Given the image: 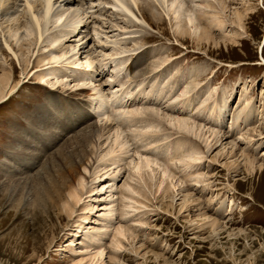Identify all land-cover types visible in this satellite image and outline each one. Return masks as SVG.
Listing matches in <instances>:
<instances>
[{
    "label": "rangeland",
    "instance_id": "374dc122",
    "mask_svg": "<svg viewBox=\"0 0 264 264\" xmlns=\"http://www.w3.org/2000/svg\"><path fill=\"white\" fill-rule=\"evenodd\" d=\"M61 1L53 18L63 21L48 24L43 43L35 35L11 43L16 56L3 44L0 65L19 86L0 103V264H264V178L247 180L242 156L264 169V112L257 110L264 107V0H127L137 19L143 13L153 25L111 0H72L74 7ZM15 8L0 19L6 37L11 19H28L23 2ZM235 11L245 28L233 22ZM205 32L215 40L204 44ZM70 45L92 68L67 66L71 54L49 64ZM112 97L124 106L96 109ZM129 110L138 112L135 121ZM176 117L195 123L196 135L179 131ZM75 146L91 160L82 169L86 189L74 214L62 222L52 213L53 224L33 205L35 176ZM192 151L198 160L187 159ZM140 157L152 161L154 174L134 173ZM183 195L195 201L180 213ZM204 212L226 228L213 232ZM117 227L135 238L122 250L112 245Z\"/></svg>",
    "mask_w": 264,
    "mask_h": 264
},
{
    "label": "bare ground",
    "instance_id": "6f19581e",
    "mask_svg": "<svg viewBox=\"0 0 264 264\" xmlns=\"http://www.w3.org/2000/svg\"><path fill=\"white\" fill-rule=\"evenodd\" d=\"M20 2H23L25 4V7H26V14H27V22L25 24H21V20L20 19H17V18H14V19H11L12 20V24L10 23V25H8V32H7V36L6 37V34L4 33V28H3V23L1 24L0 23V39L3 41V43H0V63H4L3 61V58H6V52L4 50V47H6L11 53H13L15 56H16V52H15V49L14 47H12L11 43H14L16 45H19L20 42L26 40V39H29L31 38L32 36H36V43H43V38H44V35L46 34L47 32V26L50 22H52V20H54L55 24H61L62 21H63V15H57L54 17V12L57 10H55V6L58 7V4L60 3L59 1L61 0H40V5H38L35 1H31V0H0V19L1 18H6L8 16L10 17H13V15L15 14V10H17L15 7L18 6V3ZM64 1V0H63ZM78 1V0H77ZM107 1V0H106ZM131 2H134L135 0H130ZM130 1H128L129 3H131ZM14 2V3H13ZM34 2V3H33ZM62 2V1H61ZM74 1H68V4L67 6H73L74 7V4H73ZM110 2V1H109ZM108 2V3H109ZM111 4H112V7L114 9H117L119 10L120 12H124V13H127V14H130L132 15L134 18L137 19V16L134 14V12L131 10L130 5L129 6V3L127 2V0H111ZM14 7H13V4ZM83 3V1H82ZM90 3V2H89ZM98 3V1H97ZM107 3V4H108ZM81 3H78L77 5H79ZM85 4V3H84ZM104 4H106L104 2ZM135 4V3H134ZM36 5H38L39 7H37ZM63 6L64 3L62 4ZM61 5V7H62ZM89 5V4H88ZM91 5V4H90ZM137 5V4H135ZM86 6V4H85ZM105 6V5H104ZM110 7V6H109ZM63 8V7H62ZM61 8V9H62ZM84 8V7H83ZM71 9V8H70ZM94 8H92L93 10ZM23 10V9H22ZM55 10V11H54ZM77 10V9H76ZM78 11V10H77ZM90 13V10L88 11ZM61 13V12H60ZM79 13V12H78ZM80 15V14H79ZM78 15V17H79ZM86 15L85 13L83 14V16ZM234 20L233 22L238 26V27H241V28H245L246 26V23L244 21V15L243 13L239 12V11H235L234 12ZM68 17V16H67ZM214 17V16H213ZM73 18H75L73 16ZM85 18V17H84ZM87 18V17H86ZM216 18V17H215ZM68 19V18H67ZM135 19V20H136ZM217 19V18H216ZM214 20L213 23H215V21H219V20ZM220 19V17L218 18ZM70 20V19H69ZM138 21L140 19H137ZM74 21V20H73ZM78 21V20H77ZM136 21V22H138ZM142 21L143 23H149L150 25H153L152 22H150V20L146 17L145 14L142 13V19L140 20ZM221 21V20H220ZM219 21V22H220ZM69 22V21H68ZM72 22V21H71ZM217 22V23H219ZM6 23V22H5ZM74 23V22H73ZM189 23L192 24L193 23V18L189 19ZM222 23V21H221ZM142 24V23H141ZM69 25V24H68ZM74 27V25H72ZM77 26V25H76ZM82 26V25H81ZM67 28V24L64 23V29ZM69 30L72 29L71 27H68ZM75 29L71 30V31H74L76 30V27H74ZM224 28V26H223ZM222 28V30H223ZM24 29V32L21 33L20 30ZM67 30V29H66ZM67 31V33H70L71 31ZM64 32V31H63ZM195 32H196V28H195ZM72 33V32H71ZM83 33V31L81 32ZM194 33V32H193ZM66 34V33H65ZM74 34H75V31H74ZM79 34V33H78ZM84 34V33H83ZM73 35V34H72ZM85 35V34H84ZM210 35V34H209ZM206 32L203 36V40L206 42H204V44H209L211 41L215 40L211 37V35L209 36ZM67 36V34H66ZM71 36V35H69ZM68 36V37H69ZM87 36V35H86ZM232 36V35H231ZM235 36V35H234ZM224 37V36H223ZM50 38V37H49ZM81 38V37H80ZM201 39V38H200ZM79 40V39H78ZM231 40H234V39H231ZM56 43V40L54 38H51L50 41H49V44L50 45H53ZM3 44H4V47H3ZM72 44V43H71ZM86 44V43H85ZM215 45V44H214ZM219 45V44H218ZM79 47V46H74V45H70L69 47H67L65 50L61 51L60 54H52L51 55V59L48 60L49 61V64H59L61 63L63 60H65L67 58L68 55L71 54L70 57H73L72 60L70 62H68L66 65L69 66L71 65V67H73L74 69H79V68H82V69H85L87 70L89 66H91V63H90V59L88 60V57H87V62L84 63V61L81 60V58H76L78 55H80L82 57V55L80 54L81 51H76V48ZM83 47V46H82ZM227 48V47H226ZM7 50V51H8ZM228 50V49H227ZM76 51V52H75ZM76 55V57H74ZM84 56V55H83ZM92 58V57H91ZM84 59V58H83ZM86 61V60H85ZM89 68H92V67H89ZM0 69H2V74L0 75V103L5 99V98H9L11 97L18 89V86H19V83H14V80H12L11 78V72H7L6 69L4 68L3 65H0ZM81 69V70H82ZM58 70V69H57ZM56 69L55 70H52L50 71L46 76H42L41 77V81H44L45 77H52L54 75H56V73L58 72ZM121 71V69H119ZM93 71V70H92ZM96 73H98L99 71L98 70H95ZM94 71V72H95ZM61 72V71H60ZM75 72V71H74ZM83 72V70H82ZM86 72V71H84ZM89 72V71H88ZM81 73V72H80ZM95 75V73H94ZM86 76V75H85ZM84 76V77H85ZM97 76V75H96ZM95 76V77H96ZM87 77V76H86ZM94 78V76H93ZM89 80V79H88ZM86 81V80H85ZM84 81V82H85ZM83 82V83H84ZM136 87V86H135ZM140 87V86H139ZM95 88V87H93ZM139 89V88H138ZM100 90V89H99ZM117 91V90H116ZM115 92V91H114ZM113 92V96H116L118 94H115ZM93 93V92H92ZM118 93V91L116 92ZM146 93V92H145ZM124 94H127V93H124ZM132 94V93H130ZM121 95V94H120ZM127 95H123L124 96V100H127ZM101 96V95H100ZM103 96V95H102ZM131 96V95H129ZM128 96V97H129ZM227 96V95H226ZM90 99H91V95L88 96ZM96 97V96H95ZM117 97L120 98V96L118 95ZM94 98V96H93ZM104 98V97H103ZM114 97L110 98L108 101H109V105L107 106V102H104V103H101L99 101H97V103L99 102L100 106L96 109H98V111H103L106 109V107H109L111 108L110 105H119V104H116V103H119V99L116 100ZM121 100H123V97L121 95ZM129 98H132V97H129ZM230 98V96H229ZM95 99V98H94ZM93 99V100H94ZM100 99V98H99ZM98 99V100H99ZM102 99V98H101ZM97 100V99H96ZM96 100H94L96 102ZM103 100V99H102ZM101 100V101H102ZM123 100L124 103H126L125 101ZM104 101V100H103ZM102 101V102H103ZM228 101V99H227ZM129 102V101H128ZM226 101H224V105L226 104L225 103ZM120 103H122V101H120ZM124 103L123 106H124ZM70 104L72 103H69V101L67 102V104L65 105L66 108H69ZM96 104V103H95ZM98 104V105H99ZM120 104V105H122ZM126 105V104H125ZM205 106V105H204ZM217 106V105H216ZM220 106V105H219ZM96 107V106H94ZM104 107V108H103ZM127 107V105H126ZM129 107V106H128ZM224 107V106H223ZM91 108V107H90ZM108 108V109H109ZM71 109V108H70ZM76 109V108H75ZM94 109V108H92ZM90 109V110H92ZM95 109V110H96ZM64 110V109H63ZM72 110V109H71ZM77 110V109H76ZM75 110V114L74 116L77 117L78 119L82 120L81 117L83 116L80 114L81 111H76ZM84 110V108L82 109V111ZM135 110V109H134ZM257 110L260 112H264V107L261 106L259 108H257ZM65 111H69V110H65ZM74 112V110H72ZM136 111V110H135ZM84 112V111H83ZM46 113V112H45ZM48 113V112H47ZM64 113V112H63ZM101 113V112H100ZM105 113V112H104ZM123 113V112H121ZM143 113V112H142ZM103 114V113H102ZM125 114H129L128 117L132 118L133 117H137L136 114H138V112H134V111H125ZM71 115V114H70ZM118 113H117V117H118ZM212 115H214L215 117H213V119H220L217 115H220V114H215V113H212ZM72 116V115H71ZM73 116V117H74ZM115 116V115H114ZM211 116V115H210ZM49 117V115H48ZM47 117V118H48ZM70 117V116H69ZM74 117V119H75ZM85 117V116H84ZM121 117V116H120ZM142 117V116H141ZM254 115L251 114L249 115V118L252 119V120H257V118H253ZM110 118V117H108ZM113 118V117H111ZM119 118V117H118ZM124 118V117H122ZM121 118V119H122ZM38 119V117H37ZM36 119V120H37ZM126 119V116L124 118V121ZM137 119V118H136ZM40 120V118H39ZM48 120V119H47ZM47 120H44L43 119V122H46ZM112 120V119H111ZM133 120L135 121V119L133 118ZM75 121V120H74ZM77 121V120H76ZM126 121H132V119L130 120H127ZM141 121V120H140ZM174 121H175V124H177L178 126V129L179 131H186V132H189V133H193L195 130H197L194 126L195 123H189L188 120H185L183 119V117H176L174 118ZM238 121H240V118L238 117ZM41 122V120H40ZM67 123V122H66ZM237 122H232V126H234ZM260 124V123H259ZM67 125V124H66ZM153 126V125H152ZM109 127V126H107ZM111 127V126H110ZM94 128V127H93ZM195 129V130H194ZM231 129V127L229 128V130ZM96 131H93L91 133V136L93 135L94 136V133ZM196 132V131H195ZM198 132V131H197ZM201 132V131H200ZM255 133V132H254ZM195 134V133H193ZM196 135V134H195ZM261 135V134H259ZM215 136V135H214ZM42 137V136H41ZM86 137V136H85ZM88 137V136H87ZM86 137V139H87ZM90 137V136H89ZM83 139V138H82ZM249 139V138H248ZM88 140V139H87ZM86 140V142H87ZM93 142H95L93 139H92ZM41 143V141H39ZM92 142V143H93ZM253 143V140L250 138V140L248 141V145L252 144ZM254 144V143H253ZM256 145V144H255ZM259 145V144H257ZM76 147V146H75ZM88 147V146H87ZM94 147V146H93ZM18 147H15L13 149H17ZM18 150V149H17ZM43 150V149H42ZM66 152V151H65ZM87 151H84L82 147H76L75 149L69 151L67 154L65 155H61V154H56L55 155V158H54V161H50V159L45 163V165L43 166V168L41 169V171L39 172V174H37L35 176V178L37 179V181H39V184L36 185V189L34 191L33 194V205L35 208H39L40 209V213H41V217L45 218V219H48L49 221H51L53 224H54V219L52 217V213H56L57 219H62L64 218L63 215L66 214L68 217H70L72 214H74V212L76 211V208L77 206L80 204L81 200H82V195H83V191L86 189V183H85V176H84V170H86V166H85V162L90 160L88 159V153H86ZM92 154V153H91ZM199 154H197V152H190L188 154V157L187 159L188 160H198L197 157H198ZM244 157V166H245V171L248 175V179L247 180H250V181H253V180H260V179H263L264 178V169H263V166L260 165L258 166L257 165V162L255 159H252L250 157V154L248 153H245L244 155H242ZM90 157V156H89ZM94 157V156H93ZM80 160H79V159ZM91 161V160H90ZM89 161V162H90ZM55 162V163H54ZM34 164V163H33ZM32 164V165H33ZM58 165V166H57ZM152 161L149 160L148 158H143V157H140L139 161L134 164V173H136L138 176L140 177H143V175L145 176L146 174H149L148 172L151 170V173L152 172ZM196 165V164H195ZM191 168V166H190ZM83 171V172H82ZM154 174V173H153ZM150 175V174H149ZM165 176H167V174H164L163 177L165 178ZM146 177V176H145ZM145 179V178H144ZM199 179V178H198ZM198 179L195 181L196 183H200L198 181ZM143 180V179H141ZM164 179H162L160 185L158 186V190L162 188V186H164ZM151 186V185H150ZM169 187V186H168ZM164 188V187H163ZM166 188V187H165ZM164 188V189H165ZM175 186L174 184L172 183L171 186L168 188L169 190L171 191H174ZM167 189V188H166ZM167 189V190H168ZM173 189V190H172ZM176 189V188H175ZM94 192L97 191L98 189L95 187L94 189ZM166 190V191H167ZM168 190V191H169ZM97 193V192H96ZM170 193V192H168ZM167 193V194H168ZM31 195V194H30ZM96 195V194H95ZM169 195V194H168ZM195 200L193 199V197L191 195H183V204H182V207L180 209V213L183 211V210H186L188 208L189 205H192L193 202ZM164 205V204H163ZM167 205V204H166ZM172 205V204H171ZM111 204L108 205V209L109 210L111 208ZM169 205L166 206V209L168 212H171V210L169 209ZM56 211H55V210ZM54 210V211H53ZM114 211V207H112V209H110V213H112ZM204 214H206V216H201L203 221H206L210 224L213 232H216L218 230H222L224 228H226V226H224V223H221L220 222V219L218 217L216 218H212L211 216L210 217H207V213L204 212ZM105 215V214H104ZM48 221V222H49ZM60 221V220H59ZM62 222H63V219H62ZM50 226V225H49ZM242 232V231H241ZM87 237V236H85ZM135 239L134 236H133V233L128 230V229H125L123 227H117L116 228V231H115V234H114V237H113V247L116 249V250H122L125 248V242L126 241H130ZM88 241V238H86V242L87 243ZM142 249V248H141ZM140 249H136L135 252L137 254H139ZM150 254V253H149ZM155 258L158 260L160 259V257H164V255L161 256V254H155ZM104 256V253L103 252H100L98 253L95 257L96 258H99V260L101 259L102 260V257ZM147 256V255H146ZM112 261H115L116 259L115 258H111ZM156 260V261H157ZM165 260V259H164ZM253 264V263H251Z\"/></svg>",
    "mask_w": 264,
    "mask_h": 264
}]
</instances>
